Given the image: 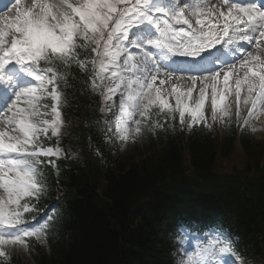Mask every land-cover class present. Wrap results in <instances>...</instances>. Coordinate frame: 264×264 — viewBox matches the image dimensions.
<instances>
[{"label":"snow or ice","instance_id":"obj_1","mask_svg":"<svg viewBox=\"0 0 264 264\" xmlns=\"http://www.w3.org/2000/svg\"><path fill=\"white\" fill-rule=\"evenodd\" d=\"M12 6L15 15L0 16V113H4L0 118V256L5 255L4 246L24 244L29 237L43 239L50 229L49 222L33 225L35 217L25 216L35 207L32 197L43 191L40 157L59 156L62 151L44 147L40 140L49 129L54 137L60 132L61 96L56 88L51 89L55 101L51 122L31 119L40 115L38 93L47 94L55 80L53 68H41V61L75 63L86 69L78 49L91 44L104 73L108 71L105 59L115 65L123 53L127 64L133 59L130 49H138L142 70L137 79L123 82L128 94L126 98L121 94L119 100L121 140L139 135L142 123L163 127L160 119L151 120L153 108L166 122L175 121L178 114L180 125L189 128L201 122L211 126L206 102L211 121L230 118L231 97L237 124L243 120L247 126L253 117L264 114V0H202L194 7L172 0H30L23 6L21 0H0V12ZM150 26L158 37L153 38ZM137 33L142 35L130 38ZM178 56L185 58L187 67L170 68ZM91 78L95 87L99 73ZM115 92L109 86L101 93L104 101H111ZM241 101L246 118L241 116ZM107 110L106 104L101 111ZM234 251L228 238L217 232L181 264H212L218 254L229 255L217 264H236Z\"/></svg>","mask_w":264,"mask_h":264},{"label":"trees","instance_id":"obj_2","mask_svg":"<svg viewBox=\"0 0 264 264\" xmlns=\"http://www.w3.org/2000/svg\"><path fill=\"white\" fill-rule=\"evenodd\" d=\"M66 106L65 116L71 120L76 107V84L85 75L79 68L74 73L63 71ZM68 84V85H67ZM68 87L71 89L68 91ZM62 98V96H61ZM63 99V98H62ZM228 125L235 126L232 120L226 119ZM82 139L84 144L76 147L80 141L79 135L71 132L63 135L59 142L64 150H71L69 157L59 163V174L48 172L44 175L47 199L59 200L60 208L65 212L61 223L57 225L55 240L51 243L52 254L45 257L40 251L35 262L37 264H167L170 259L167 245L161 240V230L168 218H178L181 210L187 208L191 200V212L201 215H211L212 209H217L214 201H201L197 196L186 193L184 188L172 183H165L166 176H171L182 170V153L184 146L173 139V136L163 135L166 147L152 148L137 160H120L110 153L111 149L101 140V131L91 125L84 129ZM190 135L186 145L190 164L196 175L207 180L215 163L216 152L226 156L232 149L233 132L226 134L223 143L213 142L206 132L195 130ZM245 136L241 135L239 142L248 154L251 147ZM66 150V151H67ZM68 152V151H67ZM87 154H86V153ZM103 168L91 166L96 163ZM93 158V159H92ZM252 160L254 159L251 154ZM89 160V161H87ZM72 163V164H71ZM71 164V165H70ZM99 166V165H98ZM107 169V170H106ZM97 177L103 183L101 197L96 194ZM225 190L238 197L241 178H218ZM101 187V186H100ZM201 193V190H200ZM198 193L199 195H201ZM219 204H221V193ZM213 199V198H212ZM231 204L238 214L237 224L247 226L248 248H257L264 236V226L257 221H251L250 210L244 209L231 197ZM222 205V204H221ZM174 211L173 213L169 210ZM171 218V219H173ZM166 220V221H165ZM164 221V222H163Z\"/></svg>","mask_w":264,"mask_h":264},{"label":"rangeland","instance_id":"obj_3","mask_svg":"<svg viewBox=\"0 0 264 264\" xmlns=\"http://www.w3.org/2000/svg\"><path fill=\"white\" fill-rule=\"evenodd\" d=\"M49 2L50 3L51 2H54V0H49ZM71 2L75 3V0H71ZM120 65H121V62L118 61L117 64L114 65L113 71H112V72H116V76H118V77H120V74H119V72H120ZM38 96H39V99L37 100V105H38V110H39L41 108V106H40V99H41L42 96L41 95H38ZM233 102H234V99H233ZM247 107H249V106H247ZM243 110L245 111V110H247V108L242 109V102H241V115L242 116L244 114V113H242ZM115 111H116V108L112 107V112L111 113H113V112L115 113ZM231 115L235 116V103L232 104V107H231ZM111 116L109 118V119H111L110 120V123H109L110 124V130H111L110 131L111 138L113 139L114 136H118L119 137V140L122 143L123 148L124 149L125 148L128 149V147H130L131 143H133L135 141V139H136V137L138 135H136L135 133H132V134L129 135V138L127 140H121L120 137L122 135V131L121 130L123 128V124L122 123H118V120L117 119H114V118L112 119ZM31 119L32 120H35V117H32ZM218 120L215 121V122H213V121L210 120V123H211V125L215 126L218 129V131H219V127H218V123L219 122H218ZM251 121H253V118L251 119ZM250 124L253 125V126L259 125L257 123H253V122H250ZM261 124L264 125V122H261ZM132 127H134V125H132ZM141 127H142V131H143V125H141ZM216 136L219 137L218 135H216ZM261 137H264V134ZM236 154L239 155V152H237ZM13 155H15V154H13ZM54 157H57V156H54ZM189 245L190 244H186L184 246H185V248H187V247H189ZM18 257L21 258L23 261H27L28 260L27 257L24 254L18 255ZM255 264H260V263H259V261L256 260L255 261Z\"/></svg>","mask_w":264,"mask_h":264},{"label":"bare ground","instance_id":"obj_4","mask_svg":"<svg viewBox=\"0 0 264 264\" xmlns=\"http://www.w3.org/2000/svg\"><path fill=\"white\" fill-rule=\"evenodd\" d=\"M194 19L195 18H193V23H194ZM185 29H187V26H185ZM137 38H139V36ZM245 46L248 47L249 50H251V46H249V45H245ZM133 49H135V48H133ZM224 51L227 52V50H224ZM173 58H174L175 62L173 64L169 65L170 68H173L175 65H178V64L181 65L182 64V62H183L182 60H176V57H173ZM157 83H158V86H159V82H157ZM161 87L170 88V85H163ZM194 95H195V93H194ZM170 100H171V103L174 104V99L170 98ZM205 108L207 109L206 110V114L210 115L209 110H208V103L207 102H206V107ZM51 247H53V246H51Z\"/></svg>","mask_w":264,"mask_h":264}]
</instances>
